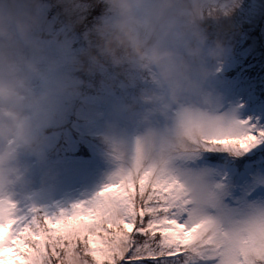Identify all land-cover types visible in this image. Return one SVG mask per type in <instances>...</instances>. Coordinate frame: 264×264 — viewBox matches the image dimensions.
<instances>
[{
  "label": "clouds",
  "instance_id": "obj_1",
  "mask_svg": "<svg viewBox=\"0 0 264 264\" xmlns=\"http://www.w3.org/2000/svg\"><path fill=\"white\" fill-rule=\"evenodd\" d=\"M58 2L73 11L75 0ZM96 2L103 4L104 16L91 29L88 45L69 59L65 53L74 36L42 30L43 0H0V199L12 200L27 188L32 169L25 155L43 165L55 150L53 130L86 89L95 87L92 79L77 75L83 73L99 76V88L113 95L135 90L113 106L112 130L131 129L123 143L130 158L139 153L167 166L181 180L193 218H206L221 190L182 160L220 115L212 81L233 49L221 21L243 0ZM209 21L217 25L215 34ZM75 27L69 23L70 31ZM58 251L45 264H91L81 250Z\"/></svg>",
  "mask_w": 264,
  "mask_h": 264
},
{
  "label": "snow or ice",
  "instance_id": "obj_2",
  "mask_svg": "<svg viewBox=\"0 0 264 264\" xmlns=\"http://www.w3.org/2000/svg\"><path fill=\"white\" fill-rule=\"evenodd\" d=\"M186 151L245 158L264 171V123L220 114ZM260 185L264 175L232 204L217 184L218 206L197 220L181 180L138 153L94 196L57 214L0 199V264H45L68 248L91 264H264V196L249 199Z\"/></svg>",
  "mask_w": 264,
  "mask_h": 264
},
{
  "label": "rangeland",
  "instance_id": "obj_3",
  "mask_svg": "<svg viewBox=\"0 0 264 264\" xmlns=\"http://www.w3.org/2000/svg\"><path fill=\"white\" fill-rule=\"evenodd\" d=\"M43 3L42 30L48 35L74 36L72 47L65 53L69 59L88 45L91 29L105 13L103 4L96 0H75L72 12L66 11L67 5L58 0H43ZM101 9L104 13L94 20L89 19L90 12ZM228 19L229 28L224 29L233 46L232 53L228 61L215 70L212 81L219 92L217 112L264 123V0H243L242 6ZM70 22L76 25L74 32L69 29ZM209 23L214 33L217 25ZM77 75L92 79L95 87L86 89L85 98L78 101L66 120L53 130L56 147L43 165L35 157L24 156L25 163L32 169L28 186L12 198L21 212L34 207L41 215H54L62 209H70L94 196L122 163L130 159L123 143L131 136V129H122L119 134L114 132L111 114L117 100L133 95L135 90L120 89L113 95L99 88V76L93 79L83 73ZM182 162L207 173L216 184L226 183L224 199L232 204L247 195L254 178L264 175V171L250 163L246 167L245 158L225 160L201 153L189 154ZM262 196L264 185L249 199Z\"/></svg>",
  "mask_w": 264,
  "mask_h": 264
},
{
  "label": "trees",
  "instance_id": "obj_4",
  "mask_svg": "<svg viewBox=\"0 0 264 264\" xmlns=\"http://www.w3.org/2000/svg\"><path fill=\"white\" fill-rule=\"evenodd\" d=\"M102 13H104V11L101 9L100 11L99 10H93L92 12H90V14H88V17L89 19H96L99 17V15H101ZM229 19H224L222 22H221V25L223 28H229V22H228ZM216 32V31H215ZM215 32L213 34H215ZM234 39H238V38H234ZM238 41V40H237Z\"/></svg>",
  "mask_w": 264,
  "mask_h": 264
}]
</instances>
